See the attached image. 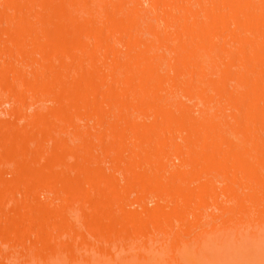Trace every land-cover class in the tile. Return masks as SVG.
Here are the masks:
<instances>
[{"label": "bare ground", "instance_id": "bare-ground-1", "mask_svg": "<svg viewBox=\"0 0 264 264\" xmlns=\"http://www.w3.org/2000/svg\"><path fill=\"white\" fill-rule=\"evenodd\" d=\"M40 7L51 17L45 19L46 23L41 19L44 27L37 23L38 30L32 20L40 17ZM0 15L8 24L4 31L0 28V37L4 35L0 55L13 56L11 60L20 59L24 65L35 62L31 73L18 68L14 61L7 63L0 68V79L12 73L25 88H33L39 85L36 78L48 76L58 66L63 68L60 73L50 71L58 84L73 79L71 85L63 81L62 90L49 89L42 81L43 93L34 96L33 92L34 98L40 97L31 105L37 108L32 128H28L30 137L37 138L35 146L18 141L22 132L18 125L16 129L10 126L14 122L6 117L0 121V144L8 143L9 138L16 140L12 141L11 155L19 160L13 169L18 176H14L10 189L21 188L22 184L26 199L30 201L29 196H33L34 200L27 202L30 209L25 206L24 211L27 208L36 215L35 224L29 222L28 227L24 217H17L24 224L20 222L22 227H17L18 241L24 244L35 232L38 243L34 245L40 244L38 249L34 246L36 251L31 249L21 256L23 264H82L71 246L74 233L70 231L76 230L72 217L64 213L67 208L49 205L58 191L69 194L67 202L74 206L83 194H90L88 201L101 216L100 211H109V203L129 198L127 192L136 188L157 201L147 218L120 204L114 210L108 207L112 212L107 223L98 220L94 212L88 228L119 239L167 235L174 242L169 248L174 254L171 264H264V143L260 145L264 140V0H5ZM37 34L43 40L38 41ZM47 38L54 39L50 48ZM35 45L37 51L42 50L41 56L39 52L33 55L31 47ZM3 84V90L8 91L10 83ZM15 89L12 91L16 93ZM12 91L9 89L13 95ZM69 92L79 99L74 94L73 99H66L64 94L69 96ZM17 98V102L22 100L21 96ZM50 99L60 103L52 118L45 105ZM10 107L13 116L18 107ZM74 113L87 119L84 128L76 125L71 115ZM58 118L65 123L62 131H58ZM96 126L104 130H95L94 135ZM83 136L87 143L91 140L87 136L95 142L96 137L102 152L94 153L92 146L86 147L84 154H75L78 148L73 149L69 142H80ZM48 139L57 143L53 152L49 150L50 162L40 165L38 156L44 150L38 140ZM101 155L103 160L112 158L110 167L101 164ZM34 157L38 164H32L36 162ZM58 157L74 159L56 160ZM52 160L57 161L55 164L63 160L64 167L55 170ZM172 160L179 163L171 166ZM86 161L90 163L87 166ZM120 175L128 179L124 187ZM186 180H192V185ZM37 182L47 193L42 206L35 203L40 190ZM4 195H0V206L1 200H11L8 196L12 195L8 193V199ZM222 195L227 198L221 202ZM36 205L41 207L37 209ZM212 206L216 212L208 213ZM195 214L194 224L181 222L175 228L174 220ZM58 221L62 223L58 231L62 232L57 234L55 229V235L52 229ZM10 227L9 233L14 235L16 227ZM49 227L53 234L44 230ZM66 233L72 237L68 241L65 235L67 243L65 238L61 241ZM141 254L143 260L137 264L164 263Z\"/></svg>", "mask_w": 264, "mask_h": 264}, {"label": "rangeland", "instance_id": "rangeland-1", "mask_svg": "<svg viewBox=\"0 0 264 264\" xmlns=\"http://www.w3.org/2000/svg\"><path fill=\"white\" fill-rule=\"evenodd\" d=\"M5 2V0H0V6L3 4ZM37 8V7H36ZM40 9H43V7H40V8H38L37 10H39V11H41L40 12V17H39V15L37 16L38 18H34L32 21H35V22H33L35 25V27L36 28H38V30L39 29H41V28H39V26L40 27H44V25H42V24H44V23H41L42 21L43 22H45L46 23V21H45V19H49L50 20V14L48 13V12H43V10H40ZM43 12V13H42ZM48 13V14H47ZM42 17V18H41ZM45 17V18H44ZM41 19H43L42 21H41ZM40 20V21H39ZM7 20L3 17V16H1L0 15V28H2L1 30H3L4 31V29L5 28H7L6 26H8V24H7V22H6ZM32 21H31V23H32ZM32 23V24H33ZM37 23H39L38 25V27H37ZM41 23V24H40ZM49 23V22H48ZM39 33H42V32H40L39 31ZM38 35V37L36 38L38 41H41V40H43V36L40 34H37ZM36 35V36H37ZM41 36H42V38H41ZM2 37H3V39H4V35H2ZM2 37H0V39H2ZM35 38V37H34ZM51 39V38H50ZM49 38H47V40H45L46 41V43L48 44L49 43V47H47L46 45V43L44 44L45 45V47H47V48H50L51 47V44H52V40H54V39H51L50 40ZM48 40H50L51 42H48ZM45 41H43V42H45ZM2 42V44H3V42L4 41H0V43ZM44 45H41L40 47H44ZM0 46H2L3 47V45H0ZM38 46V45H37ZM36 45L35 46H33V47H31V49H33V55L35 54L36 55V53H38L39 52V54H40V56H41V52H40V47H39V51H37L38 49V47H37ZM1 47V48H2ZM43 48V50L44 49H47V48ZM37 51V52H35V50ZM42 51V50H41ZM18 55V54H17ZM3 56V57H2ZM5 56V54L3 55H0V57H2V58H0V68H2V66L4 67V66H7L9 63H12V61H14L13 63L14 64H16V66H18V68H21L23 71H26V70H28V72H30L31 73V71L33 70V68L35 67V62H34V60H30L28 63H25V65H24V63H21L20 61V59H19V57L20 56H18V59L19 60H11V58L13 57V56H11L10 57V55L8 56V54H6V56H7V58H6V56ZM9 57H10V59H9ZM15 57V59H17L16 58V56H14ZM37 57H39V55L37 54ZM76 57H78V56H76ZM40 58V57H39ZM14 59V58H13ZM15 62H17V63H15ZM4 63V64H3ZM8 63V64H7ZM37 65V64H36ZM29 67V68H28ZM40 67V66H39ZM28 68V69H27ZM59 68V66L58 67H56V68H52V70H50V71H53V74L55 73V71L57 72H61L62 71V67L60 66V68ZM55 69H57V70H55ZM50 71L48 72V76H46L44 73H41L42 75H43V77L46 79H44L43 77H41V78H36L37 79V81H38V83L37 84H39V85H37L38 87H39V89H37L38 87L37 86H34L33 88L34 89H36L35 91H34V89L33 88H30L29 86H27V87H29V89L27 88V90H26V88H25V85H23V84H21L22 82L18 79V78H16L15 76H12V73H7V74H5L4 75V78L2 77V79L4 80V81H2V79H0V121H3L5 118L4 117H6V119H8V120H11V122H14V123H11L12 125H10L13 129H16V128H18L16 125H18L19 126V129L21 130L20 132H22L21 133V137L19 138V140L18 141H20V142H23L24 143V145H29V146H35L36 145V142L37 141H35L37 138L36 137H34V136H31L30 137V134L28 133L29 132V130L32 128V117L33 116H35L34 115V113L36 112V109L35 108H37V107H32L33 106V103H34V101H37V99L38 100H40V97H35L34 98V96H36L37 94H39L38 92H42L43 93V91H41V90H43V88L41 87L42 85L44 86V84H42L41 85V83H42V81L43 82H45L46 84V86H49V89L52 87L53 89H60V90H62V88L63 87H65L64 86V84H63V81L64 80H62L61 81V83H62V86H61V84L59 83L58 84V81H56V79L54 80V76L53 75H51L52 74V72L50 73ZM40 74V75H41ZM39 75V76H40ZM41 75V76H42ZM53 77H51V76ZM33 77V76H32ZM32 77H30L31 79H33ZM47 77H48V79H49V81H47L48 79H47ZM1 78V77H0ZM16 78V79H15ZM29 78V79H30ZM51 78L53 79V80H51ZM56 78V77H55ZM72 77H70V79H71ZM28 79V80H29ZM30 79V80H31ZM40 79H42L41 81H40ZM44 79V80H43ZM70 79H67V81H66V79H65V84L66 85H69L70 84V82L73 80H70ZM57 80H59L58 78H57ZM69 80V81H68ZM33 81H34V79H33ZM55 81H56V83H55ZM20 84H19V83ZM60 82V81H59ZM67 82H68V84H67ZM73 82V81H72ZM76 81H74V83H75ZM3 83H10V84H8L9 86H7L8 87V91H5V90H3L4 88H2V86H6V85H4ZM48 83H49V85H48ZM72 84V83H71ZM70 84V85H71ZM2 85V86H1ZM73 86H74V84H73ZM13 87V88H12ZM15 87L17 88V92L16 93H18L17 95H15L16 93H15V91H16V89H15ZM68 87V86H67ZM6 88V87H5ZM46 88V87H45ZM48 88V87H47ZM51 88V89H52ZM70 88V87H69ZM7 89V88H6ZM9 89H11V91L13 90V89H15V91H12L13 92V95L9 92ZM23 89H24V91H23ZM29 90V91H28ZM5 91V92H4ZM27 91H28V93H27ZM21 92V93H20ZM26 94H25V93ZM29 92H34V93H36L35 95H34V93L32 94V97L30 96L31 94L29 93ZM42 93H40V94H42ZM30 94V95H29ZM73 94L74 93H70L69 92V96H68V94H64V97H67L66 99H69V100H71V99H73L72 97H71V95L73 96ZM22 95H24V96H22ZM29 95V96H28ZM34 95V96H33ZM22 97V98H19V100L20 99H22V100H20V102H17V100H18V98L17 97ZM39 96V95H38ZM74 96H75V98H78V96L76 95V94H74ZM45 98V96H42L41 98ZM24 99H26V100H24ZM35 99V100H34ZM79 99V98H78ZM47 100H49V98L47 99ZM46 100V102H45V105L46 104H48L47 106H46V110H48V113H47V115L48 116H50L51 118H52V116H53V114H54V112L55 111H57V110H55L56 108H60V103H56V102H52V100L50 101V102H52V103H48V101ZM77 100V99H76ZM10 102V103H9ZM24 102V103H23ZM63 102H65V100H63ZM30 103V104H29ZM16 105L17 107H18V112L16 111V115L15 114H13V116H11V113H10V106L11 105ZM29 104V105H28ZM26 105V106H25ZM32 105V106H31ZM28 106H29V108H28ZM57 106V107H56ZM47 107H48V109H47ZM53 108H54V110H53ZM58 108V109H59ZM19 109H21L20 111H19ZM25 109H27L26 111H25ZM49 111H50V113L52 114H50L49 113ZM21 112V113H20ZM27 112H28V115H27ZM26 113V114H25ZM19 114H21V115H19ZM10 117H9V116ZM25 115H27L25 118H24V116ZM72 116H73V119H74V121H75V119H76V121H77V124L76 125H82L81 127L82 128H84L85 126L84 125H86L85 124V122H87V119H85V118H83L84 116L81 114H78V113H74V114H71ZM15 116H18V117H15ZM22 116V117H21ZM78 116V117H77ZM83 116V117H82ZM10 119H9V118ZM81 117V118H80ZM13 118V119H12ZM16 118V119H15ZM17 118H21V119H19L18 121H15V120H17ZM23 118V119H22ZM29 118H30V120H29ZM34 119V118H33ZM58 119H60V118H58ZM30 122H29V121ZM79 120H82L81 122H79ZM84 120H86V121H84ZM21 121H24L25 123H28V125H25L24 126V122H22V123H20ZM75 121V122H76ZM17 122V123H16ZM2 123V122H1ZM24 123V124H23ZM57 123L60 125V126H58L59 128H58V131H62L61 129L63 128V126H64V122H63V120H62V118L60 119V120H58L57 121ZM16 124V125H15ZM93 124V122L91 123V125ZM22 126V128H20ZM24 126V127H23ZM0 128H1V124H0ZM28 128H30V129H28ZM96 128L97 129H94V135H97L96 134V131H99V133H101L104 129H102L101 127H99V126H96ZM27 129V130H26ZM23 130H25L24 132H23ZM64 130V129H63ZM96 130V131H95ZM1 131V130H0ZM69 131V130H68ZM27 134H26V133ZM1 133V132H0ZM25 134V136L27 137V139H26V137L25 136H23L24 134ZM59 133V132H58ZM61 133V132H60ZM59 133V134H60ZM72 132L70 131L69 132V134H71ZM98 133V134H99ZM23 134V135H22ZM64 134V133H63ZM66 134V133H65ZM22 136L24 137V138H22ZM30 138H32V137H34V140L32 139H30ZM59 136H63V135H59ZM66 136V135H65ZM93 136V135H92ZM92 136H87V138H89V137H91V140H90V143H87V142H89V140H87V141H85L84 139V137L85 136H83V138L81 137L80 138V142H79V140H76V141H71V142H69L71 145H73V149H75V148H78V151H77V149L76 150H74V153L75 154H84L85 153V149H87L86 147H89V148H91L92 146H94L93 148H91V150L95 153L96 151V154H100L102 151H100V148H102V147H98V146H100V144H101V142L99 141V140H97L96 139V137H95V140H96V142L93 140L94 138H92ZM94 137V136H93ZM262 137H264V133L262 134ZM28 138L30 139V140H28ZM36 138V139H35ZM22 139V140H21ZM24 139V140H23ZM73 139H74V137H73ZM8 143H3L2 142V144H0V158H2V159H0V160H2L1 162H0V170H1V173H2V176H1V174H0V177L2 178V179H0V195L3 197V194H5L4 196H5V198H7L6 196H7V194L9 193V195H12V197L13 196H16L15 198L13 197H10V196H8V198H11V200L10 199H8L9 201H5V200H1V206H2V208H1V206H0V210H3L2 211V213L1 214H3V215H1L0 214V235L2 236L3 235V237H1L0 236V264H23L22 262H25V261H22V260H20V258H22L21 256L22 255H25L27 252H31L33 249V251H36L37 249H38V246L40 245H34V243L35 244H37L38 242L37 241H35V239H37L38 238V234L37 233H35V232H31L32 233V235H31V233H30V235L29 236H27V238L25 239L26 241H24V239H23V241H24V244L22 243H20V240L18 241V236H19V234L17 233V227H18V229H20L21 227H22V225H24L23 223L24 222H28V223H26L25 225H27V224H30L29 222H32L33 221V223L35 222V219H34V217H36V215H31V212H29V210L28 209H30V208H28V206L30 205H28V206H26L27 205V202H29V203H34V200H33V196H29L32 200H30V201H28V199H26V197H28V196H25V194L26 195H28L25 191L24 192H22L23 190H25V187H22V184H20V187L21 188H18L17 189V186H15V188H13L12 187V189H10L11 187L10 186H13L12 185V182L14 181V176L16 175V176H18L17 174H18V172L16 173V171L14 172V170L13 169H16V167H14V165L16 164H18L17 162L19 161H17V158H16V156H14V155H11V153L12 152H14L13 150H12V148H11V146L13 145V143L14 142H16V140L14 141V139H8ZM12 141H14V142H12ZM30 141H31V143H30ZM55 141H57V140H55ZM54 140H38V143H39V145H41L42 143V145L40 146L41 148H42V150L41 151H43L44 150V152H45V154H44V152H43V154L40 156V154H39V156H38V160H40V163L38 162V161H36V159H35V157H34V161H36V162H30V163H32L33 165H34V163L36 164H40V165H42V164H44V163H46L49 159V157L51 158V156L49 155V154H51V150H52V152H53V149L52 148H54L55 146L54 145H56L55 143H57V142H55ZM93 141V142H92ZM98 141V142H97ZM177 141H179L180 143H183V141H181V140H177ZM264 140H262V142L260 143V145L262 144V143H264L263 142ZM6 142H7V140H6ZM27 142H29V143H27ZM68 142H66V144H68ZM100 142V144L98 145V143ZM19 143V142H18ZM17 143V145L18 146H24V145H19ZM33 143V144H32ZM37 143V144H38ZM41 143V144H40ZM75 143V144H74ZM77 143H81V144H77ZM84 143H85V145H84ZM22 144V143H21ZM78 146H77V145ZM88 144H90V145H88ZM96 144V145H95ZM83 146H85V148L83 147ZM262 146V145H261ZM83 147V148H82ZM96 147V148H95ZM118 147V146H117ZM34 148V147H33ZM96 150H95V149ZM84 149V150H83ZM50 150V151H49ZM80 150H82V151H80ZM12 151V152H11ZM98 152H100V153H98ZM49 153V154H48ZM11 155V156H10ZM48 157H47V156ZM14 156V158H16V160L14 159V158H10V157H13ZM45 157H47V159L45 158ZM53 157V156H52ZM101 157H102V161H101V164L102 163H104L103 165H104V167H110L111 166V162L112 161H109V160H111L110 158H108V161L106 160V159H104L103 160V157L104 156H102L101 155ZM19 158V157H18ZM41 158H42V160H44V161H41ZM44 158V159H43ZM60 158H62V157H58V158H55L56 160L57 159H60ZM64 158V159H63ZM62 159L63 160H66V161H68V160H73L74 158H66V157H63ZM66 158V159H65ZM11 159H13V160H11ZM20 159H22L21 157H20ZM54 159V158H53ZM54 159V160H55ZM30 160H31V158H30ZM29 160V161H30ZM54 160H52V161H54ZM63 160H61V161H63ZM31 161H33V160H31ZM46 161V162H45ZM61 161L59 160V164H55L57 161H54V163H53V168L55 169V170H58V169H60V168H58V167H64L63 165H64V163H61ZM95 162L97 161L96 159L94 160ZM94 161H92L93 162V164L92 165H95L96 163L94 162ZM48 162H50V160L48 161ZM79 162H81V161H79ZM83 163H84V161H82ZM87 162V163H86ZM85 163H86V165L85 166H87V164H90L88 161H86ZM91 162V163H92ZM107 162V163H106ZM171 163V166H174L175 164L177 165L178 163H179V161L178 160H172V161H170ZM174 162V163H173ZM29 163V164H30ZM61 163V164H60ZM9 164H13V165H9ZM31 164V165H32ZM57 165V167L55 166V165ZM63 164V165H62ZM80 164H82V163H80ZM107 164V165H106ZM30 165V166H31ZM39 165V166H40ZM51 165V164H50ZM91 165V166H92ZM106 165V166H105ZM36 166H38V165H36ZM38 166V167H39ZM96 166V165H95ZM52 167V166H51ZM107 167V168H108ZM142 168V167H141ZM32 169V168H31ZM35 169V168H34ZM51 169V168H50ZM53 169V170H54ZM139 169V171H141V169H140V167L138 168ZM190 169V168H189ZM18 170V169H17ZM182 170H184V168L182 169ZM185 170H188L187 169V167H186V169ZM13 172L14 173H16V174H14L13 175ZM118 176V175H117ZM12 177H13V179H12ZM120 177V182H121V185L124 187L125 185H127V182H128V179L126 178L125 179V177H123L122 175H120L119 176ZM3 180H4V182H3ZM13 180V181H12ZM88 181H89V183H90V179H87ZM33 182H35V181H33ZM186 182H187V184H189V185H192V180H186ZM8 183L9 184H11V185H9L8 186ZM30 183H32V180H31V182ZM89 183H85V187L86 188H89L90 186H88V185H90ZM96 183H98V182H96ZM36 184V182L34 183V185ZM57 184V183H56ZM6 185V186H5ZM18 185V184H17ZM32 185V184H31ZM34 185H32V186H34ZM41 185H43L42 183L40 184L39 182H37V187L38 186H41ZM100 185H102V183L100 184ZM9 188H8V187ZM58 186V185H57ZM7 187V188H6ZM34 187H36V185L34 186ZM49 187V186H48ZM60 187V186H59ZM95 187L97 188V185L95 184ZM24 188V189H23ZM38 188H40V187H38ZM10 189V190H9ZM16 189V190H15ZM40 190H43V189H41L40 188ZM40 190H38L37 192H38V194H36L35 196V198L37 199L36 200V202L35 203H39L38 205H44V203L46 202V195H47V193L43 190V191H40ZM134 191H132V189L129 191V192H127V193H129V195H127L126 194V196H129V198H127L126 197V199L125 200H119L118 202H115V203H112V204H108L107 205V208L106 209H108L109 211H110V209H112V210H114V208L113 207H116V206H119L120 204H125V207L127 206L128 208H130L131 210H133V211H136V212H139V214H141V217H144V218H147L148 217V215L150 214V212H152V210L154 209V207L156 206V199L153 197V196H151V195H146V194H143V193H141V191H137V188L136 189H133ZM1 191H3V193H1ZM10 191H12V194L10 193ZM40 191V192H39ZM132 191V192H131ZM7 192V193H6ZM43 192H45V193H43ZM59 192V193H58ZM57 192V194H54L53 196H52V198L49 200V205H50V207L51 208H59L61 205H64L66 208H67V210H65L64 211V213L66 212V213H68L71 217H72V223L75 225V232H74V230H73V232H71L70 231V233L72 234V233H74V234H72V235H74V238H73V240H72V244H71V246L72 247H75V256H77V258H78V260L80 261V262H82V264H105V262H109L110 264H137V263H139V262H141L143 259H142V252H144V254L146 253V255H148V258L150 259V258H154V260H159V259H161L164 263L163 264H171L170 262L173 260V257H174V254L169 250V248L171 247V248H173V245H174V242L172 241V240H170V238L167 236V235H162V234H153L154 236H147V238H142V239H138V238H136V237H134V235H132L130 238H126V239H119L118 237H115V236H109V237H107V235H105V234H99V233H96L95 232V230L93 231H91L89 228H88V226H89V220H92V219H94L95 218V215H94V212H96V215L98 214L97 212H98V210H95V208L93 207L92 208V206L90 205V202L88 201V198H89V196H87V194H83L82 195V198H81V196H80V198L81 199H77L76 200V205L74 206V205H71V204H69L68 202H67V199H69L70 198V196H69V194H67L66 192H61V191H58ZM17 193V194H16ZM224 194V193H223ZM88 195H90V194H88ZM225 195V194H224ZM224 195H222L220 198V201L222 202L224 199H226V198H224L223 196ZM0 196V199L2 198ZM84 196V197H83ZM18 197V198H17ZM69 197V198H68ZM88 197V198H87ZM123 199V198H122ZM128 199V200H127ZM140 199V201H141V203H138V200ZM223 199V200H222ZM42 201V202H41ZM122 201V202H121ZM40 202H41V204H40ZM43 203V204H42ZM116 204H118V205H116ZM141 204H142V206H141ZM33 205H35V204H33ZM25 206L28 208H26V210L27 211H24L25 210ZM37 206V205H36ZM41 206H39V208L41 207ZM30 207V206H29ZM33 208H34V206H32ZM110 209H109V208ZM38 208V206H37V209H39ZM12 209V210H11ZM129 209V210H130ZM5 210V211H4ZM95 210V211H94ZM112 210H111V212H112ZM213 210H215V207L214 206H212V207H210V208H208V210H207V212L208 213H211V211H213ZM8 211V212H7ZM38 211V210H37ZM100 211V210H99ZM103 211L105 212L104 214H103ZM103 211H100V214L102 213V217L99 215H97L96 216V218L98 219V220H100L101 221V218L103 219L102 220V222L104 221V222H106L107 223V221L109 222V218H110V213L111 212H109V211H107L106 212V210H103ZM1 212V211H0ZM35 212L36 211H33L32 213L33 214H35ZM109 212V213H108ZM215 212H216V210H215ZM29 214V215H27V216H23L22 214ZM65 213V214H66ZM107 213V214H106ZM6 214V215H5ZM36 214H38L37 212H36ZM196 214H198V213H196ZM195 214V215H196ZM195 215H189V216H187L186 218H184V219H181V221L180 220H174V222H173V224L175 225V228L177 229V227H178V225L181 223V222H186V224L187 223H191V224H194L196 221H197V215H196V217H195ZM24 217L23 218V220L21 219V218H17V217ZM100 217V218H99ZM38 218V217H37ZM36 218V219H37ZM23 221V223L21 222V220ZM208 219H210V218H208ZM13 220V221H12ZM18 220V221H17ZM16 221V222H15ZM19 222V223H18ZM20 222H21V224L22 225H20ZM59 222V221H58ZM88 222V223H87ZM103 222V223H104ZM123 222V221H122ZM12 223H14L16 226V228L14 227V224H12ZM120 224H121V222H119ZM35 224V223H34ZM58 225L57 226H54L55 228L54 229H52L51 227H49L50 229H48V228H46V229H44L46 232H48V233H52V230L54 231L53 233H55V229H57V231H58V226L59 225H62V223L60 224V222L59 223H57ZM88 224V225H87ZM12 225V228H15L14 230L15 231H13V232H15V234H17V235H12L11 233H9L10 232V230H9V228H11L10 226ZM20 225V226H19ZM122 225V224H121ZM28 227L30 226V225H27ZM31 226H32V223H31ZM61 226H59V228H60ZM118 227V228H117ZM116 228L117 229H119V224H118V226H117ZM31 228V227H30ZM33 228V227H32ZM62 228V227H61ZM49 231H48V230ZM52 229V230H51ZM9 230V231H8ZM50 230H51V232H50ZM61 230V229H60ZM58 231V233L57 234H59L60 232H62V231ZM44 231V233H46ZM52 233V234H53ZM55 233V235H57ZM68 233V232H67ZM64 234L63 236H62V238L63 239H61V241L63 240V242H65V239H66V236L68 237V241L72 238V237H70L71 235H70V233L69 234ZM10 234V235H9ZM66 235V236H65ZM11 236H14V239L13 238H11ZM35 236H37V237H35ZM17 237V238H16ZM26 237V236H25ZM78 237V238H77ZM33 238V239H32ZM65 238V239H64ZM75 238H77V239H75ZM17 239V240H16ZM16 240V241H15ZM34 240V241H33ZM67 241V239H66V243L68 242ZM19 244H18V243ZM13 244V245H12ZM34 246H36V248L37 249H35V247ZM32 249V250H31ZM2 254V255H1ZM4 256H6L5 258H3ZM6 260V262L4 261V260ZM23 259H24V257H23ZM3 260V261H2ZM8 262V263H7ZM152 263H155L154 261H151Z\"/></svg>", "mask_w": 264, "mask_h": 264}]
</instances>
